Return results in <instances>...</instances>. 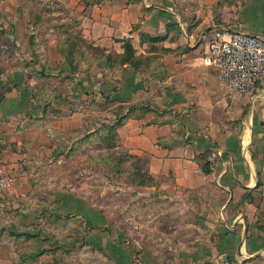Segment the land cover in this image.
Masks as SVG:
<instances>
[{"label":"crops","instance_id":"obj_1","mask_svg":"<svg viewBox=\"0 0 264 264\" xmlns=\"http://www.w3.org/2000/svg\"><path fill=\"white\" fill-rule=\"evenodd\" d=\"M75 2L82 38L119 60L105 57L100 69L94 59L90 72L75 74L79 79L44 90L37 76L54 81L69 71L54 35L36 38V52H18L26 46L20 39L7 38L14 52L0 41V165L14 178L0 195L7 233L35 230L50 203L35 199L42 170L35 162L97 132L104 113L93 101L107 100L144 108L117 127L116 148L143 163L132 171L146 174L133 184L135 201L160 209L134 223L144 221L142 241L114 228L97 231V245L94 233L88 242L110 252L112 264H215L222 254L232 264H264V85L254 96H237L203 62L216 30L264 35V0H99L88 8ZM125 40L134 64L120 62ZM63 135L70 141L61 148ZM215 149L222 155L212 169L205 158ZM66 188L53 193L60 214L67 208L97 230L109 226L103 206H88L76 187Z\"/></svg>","mask_w":264,"mask_h":264},{"label":"rangeland","instance_id":"obj_2","mask_svg":"<svg viewBox=\"0 0 264 264\" xmlns=\"http://www.w3.org/2000/svg\"><path fill=\"white\" fill-rule=\"evenodd\" d=\"M75 1L0 0V27L10 24L9 29L0 30L3 33L0 34V41L8 46L4 49L14 52L11 49L13 40L8 41L11 45L7 43V38H11L26 42L25 47L17 48L18 52H36L34 49L36 38L46 41L54 35L58 44L57 51L61 53L63 47L65 51L73 50L76 57L74 64L79 72H90L93 60L102 58L105 53L103 49L92 48L83 41L82 33L77 29L80 11L78 13L73 10ZM92 2L99 1L82 0L81 4L88 8L87 4ZM20 22L24 23V29L18 28ZM25 24H33L32 31H35V34L26 30ZM45 41L42 45L47 46ZM82 52L88 57L83 56L78 61ZM115 58L120 59V56ZM82 63V67H79ZM99 68L101 69V66ZM74 73L68 71L62 79L57 78L54 81L49 77L37 76L39 80L37 84L42 85L44 90L53 82L61 86L67 80L79 79ZM95 102L94 100V107L101 108L104 113V122L97 133L83 140V143L74 144L69 150L66 148L57 151L51 157L40 159L42 163L35 162L36 168H42L38 175L35 174V178H40V183L35 187V199L42 197L50 201L44 204L42 219L37 218L35 221V230L22 233L23 235L7 233L9 223L3 219L0 221V264L3 260H11L13 264H112L110 252L93 246L97 245L96 234L99 235L103 230L111 234L112 229L120 228L125 231V239L143 240L144 221L140 222L141 225H134V223L142 219L144 215L148 216L159 211L160 208L158 204H154L146 209L141 199L135 201L133 184L145 181L146 174L135 171L133 174L132 171L137 166L142 168L143 163L116 148V136L111 125L119 120V116L127 111V107L116 106L107 100L102 101L100 106H97ZM63 137H61V148L68 147V141H70L69 137L65 135ZM2 168L0 165V169ZM51 180L54 181L52 182L54 185L49 189L43 181ZM69 185L76 187L77 195L87 198L88 206H103L109 218L108 227L97 230L98 228L94 226L95 221H87L82 218L83 216L68 214L67 208L64 210L65 214L57 211L60 203L55 200L53 193ZM62 201L67 202L66 199ZM79 206L76 208L79 209ZM70 209H74V205ZM93 233L91 240L93 245H91L88 238ZM39 251L44 253L36 256Z\"/></svg>","mask_w":264,"mask_h":264},{"label":"built area","instance_id":"obj_3","mask_svg":"<svg viewBox=\"0 0 264 264\" xmlns=\"http://www.w3.org/2000/svg\"><path fill=\"white\" fill-rule=\"evenodd\" d=\"M206 66L214 68L219 81L237 96H254L264 85V35L216 30L208 40L203 57ZM222 155L220 149L205 158L213 169ZM14 178L0 169V195L8 192ZM215 264H232L227 254L219 256Z\"/></svg>","mask_w":264,"mask_h":264},{"label":"trees","instance_id":"obj_4","mask_svg":"<svg viewBox=\"0 0 264 264\" xmlns=\"http://www.w3.org/2000/svg\"><path fill=\"white\" fill-rule=\"evenodd\" d=\"M99 1V0H98ZM90 4H87V6H89ZM83 41H85L84 39H83ZM69 42L70 43H73L72 42V40H69ZM86 42V41H85ZM90 47H94L93 45H91V44H89L88 42H86ZM68 45V44H67ZM94 48H97V47H94ZM124 54L122 55V57H121V60H120V62L122 63V64H124V63H132V64H134L135 63V61H134V57H135V50H134V48H133V46H132V44H131V42H130V40H125V44H124ZM61 53H62V55H63V57H64V59H65V66L68 68V70L69 71H72V72H75L74 74H76V73H78L79 72V70H78V68H77V66H75L76 64H74V62H75V53L73 52V50H71V49H69V51H65L64 50V47H63V50L61 51ZM105 53V52H104ZM74 54V55H73ZM80 57H79V59H78V61L79 60H81L82 59V57L84 56L85 58H86V56H87V54L86 53H80ZM105 57H107V60H108V62L107 63H109V62H112L113 60L114 61H117V60H119V59H115V57H112V56H109V55H106V54H103V56H102V58H97V59H99V61H98V63H99V66H101V65H103V64H105L106 62H105ZM78 63V62H77ZM110 64V63H109ZM79 67H80V65H79ZM2 97H3V95L2 94H0V101H1V99H2ZM122 107H125V106H122ZM137 109H139V110H144V108L143 107H140V106H131V107H128L126 110V112L124 113V114H122L121 116H119V120L116 122V123H113L112 125H111V129H112V131H113V133L115 134V136L117 135L116 134V129H117V127H119L122 123H123V121L125 120V119H127L135 110H137ZM95 133H97V132H95ZM93 134H89L88 136H86L83 140H86L87 138H89V137H91ZM82 140V141H83ZM128 155V154H127ZM130 157H133V156H131V155H129ZM205 167H206V170L207 171H209V167H208V164L207 163H205ZM138 183H140V184H142V183H144L143 181H140V182H136V184H138ZM41 253L43 254L44 252H42V251H39V253L38 254H36V256H39V255H41Z\"/></svg>","mask_w":264,"mask_h":264}]
</instances>
